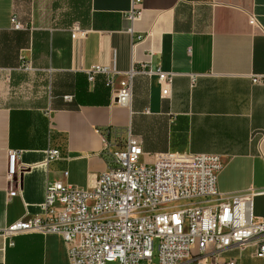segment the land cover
Wrapping results in <instances>:
<instances>
[{
    "label": "crops",
    "instance_id": "0c3cea01",
    "mask_svg": "<svg viewBox=\"0 0 264 264\" xmlns=\"http://www.w3.org/2000/svg\"><path fill=\"white\" fill-rule=\"evenodd\" d=\"M132 3L0 0V229L40 214L47 182L91 187L106 168L104 140L126 128L149 155L219 154L216 191L247 194L252 218L264 220V0H138L129 20ZM12 14L22 29L11 28ZM148 50L173 73L166 96L153 76L135 75L122 106L104 74L88 78L93 66L124 72ZM48 147L60 158L46 163ZM9 149L18 152L17 182L6 177ZM252 252L247 243L217 259L264 264ZM0 264L68 259L56 234L0 233Z\"/></svg>",
    "mask_w": 264,
    "mask_h": 264
},
{
    "label": "built area",
    "instance_id": "2783aa9c",
    "mask_svg": "<svg viewBox=\"0 0 264 264\" xmlns=\"http://www.w3.org/2000/svg\"><path fill=\"white\" fill-rule=\"evenodd\" d=\"M137 1L125 15L129 20L137 14L133 8ZM9 22L12 29L24 27L14 14ZM77 32H71V37ZM151 54L148 50L144 60L124 72L93 66L88 78L104 74L112 102L122 106L130 103L135 75L153 76L160 94L166 96L173 73L153 65ZM188 77L192 84L195 75ZM251 81L257 82L258 77ZM63 99L69 100L70 95ZM103 151L106 168L91 187L47 182L41 213L17 218L0 233L8 238L23 232L56 234L65 244L68 264H154V252L155 264H238L233 257L219 261L217 256L247 243L253 246V257L264 259V220L252 218L248 195L223 196L216 191V175L223 165L219 154L149 155L129 128L123 138L104 140ZM17 153L7 151L6 177L13 182L18 181ZM59 158L58 148L46 149V163Z\"/></svg>",
    "mask_w": 264,
    "mask_h": 264
},
{
    "label": "rangeland",
    "instance_id": "374dc122",
    "mask_svg": "<svg viewBox=\"0 0 264 264\" xmlns=\"http://www.w3.org/2000/svg\"><path fill=\"white\" fill-rule=\"evenodd\" d=\"M111 149H113V147H111ZM142 158H139V161H141ZM154 245H155V241H154ZM152 262L155 264L156 263V257H155V252H154V256L152 257Z\"/></svg>",
    "mask_w": 264,
    "mask_h": 264
}]
</instances>
